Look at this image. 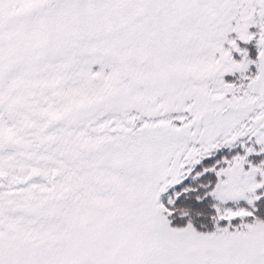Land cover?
Wrapping results in <instances>:
<instances>
[{
	"label": "snow or ice",
	"instance_id": "snow-or-ice-1",
	"mask_svg": "<svg viewBox=\"0 0 264 264\" xmlns=\"http://www.w3.org/2000/svg\"><path fill=\"white\" fill-rule=\"evenodd\" d=\"M0 264H264V0H0Z\"/></svg>",
	"mask_w": 264,
	"mask_h": 264
}]
</instances>
